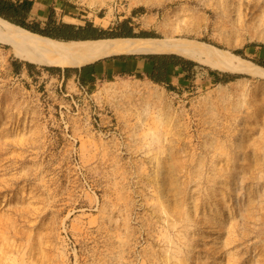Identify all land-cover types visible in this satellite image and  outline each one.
Masks as SVG:
<instances>
[{
  "label": "rangeland",
  "instance_id": "374dc122",
  "mask_svg": "<svg viewBox=\"0 0 264 264\" xmlns=\"http://www.w3.org/2000/svg\"><path fill=\"white\" fill-rule=\"evenodd\" d=\"M59 1L78 23L130 18L259 65L264 0ZM242 1L260 7L253 23ZM212 10L239 26L209 25ZM25 62L0 42V264H264L263 78L197 61L174 89Z\"/></svg>",
  "mask_w": 264,
  "mask_h": 264
},
{
  "label": "bare ground",
  "instance_id": "6f19581e",
  "mask_svg": "<svg viewBox=\"0 0 264 264\" xmlns=\"http://www.w3.org/2000/svg\"><path fill=\"white\" fill-rule=\"evenodd\" d=\"M147 4H161L163 0L147 1ZM191 1V0H189ZM198 1V0H197ZM207 1L208 0H200ZM193 2V0H192ZM196 2V1H195ZM226 5H229L227 0ZM213 4V3H212ZM243 9H246L244 11ZM258 5H249L242 1L238 6L239 18L243 25L257 19ZM213 11V10H212ZM221 21L210 22L219 29L235 30L237 18L224 19L223 12L213 11ZM260 21L264 23V10ZM223 17V18H222ZM211 21V20H210ZM216 22V21H215ZM250 26V25H249ZM179 39V38H178ZM0 42L10 45V51L17 57L31 62L64 67L83 66L102 57L117 53H163L173 52L203 62L213 68L238 71L264 79V68L242 57L201 41L169 42L163 39L149 38H98L59 40L33 32L0 16ZM152 94L151 88L146 87ZM155 95V94H154Z\"/></svg>",
  "mask_w": 264,
  "mask_h": 264
},
{
  "label": "trees",
  "instance_id": "16d2710c",
  "mask_svg": "<svg viewBox=\"0 0 264 264\" xmlns=\"http://www.w3.org/2000/svg\"><path fill=\"white\" fill-rule=\"evenodd\" d=\"M34 0H0V16L33 32L46 35L49 37L71 40V39H98V38H114V37H155V33L151 31L141 30L136 32L130 18L118 21L115 25L103 27L94 24L90 19H83V24H74L63 20V16L59 14L53 6L47 9L39 10L37 14H33ZM253 49L254 54H258V58H253L255 62L264 67V43H252L249 45ZM243 54L242 52H238ZM143 57H155L157 61L154 63V72L148 73L151 80L165 84L176 89L175 85L170 84L165 77L169 72L168 69L176 64H186L191 68L200 65L198 62L185 58L177 53H157L146 54ZM27 67L33 66L31 62H25ZM49 71H61V67L45 66ZM208 69V75L212 83L228 81L223 79L227 73L217 69ZM77 68L66 67L64 71H76ZM189 72V76H190ZM237 75H231L230 79ZM193 77H189V82ZM188 84V83H187ZM185 85V84H181Z\"/></svg>",
  "mask_w": 264,
  "mask_h": 264
},
{
  "label": "crops",
  "instance_id": "0c3cea01",
  "mask_svg": "<svg viewBox=\"0 0 264 264\" xmlns=\"http://www.w3.org/2000/svg\"><path fill=\"white\" fill-rule=\"evenodd\" d=\"M50 6H53L58 12L59 10L64 12L63 14L64 21L74 24H83V22L78 23L75 20V17L68 16L66 11V5L64 4V2L59 0H45V1L34 0L33 14L35 15L39 10L47 9ZM90 20H92L96 25H100L103 27L111 26V25H107V26L102 25L101 23H98L97 20L94 19H90ZM115 24L116 23H112V26ZM135 31H136V26H135ZM114 38H118V37H114ZM132 38H136V37H132ZM163 53H173V52H163ZM146 54H157V53H135V52L126 53L125 52V53L112 54L97 59L91 63H87L83 66L73 67V68H77V70L72 71V73L74 77L77 76L78 78L88 79L89 81H94L95 79H99L108 75H131L138 72H142L148 76V73L151 72L155 73L153 70H154V63L155 61H157V59L155 57L142 56ZM181 56L195 61L194 59L186 57L184 55ZM197 67H202V66L195 65L191 68L190 66H186V64H176L172 68L168 69L169 72L166 74L165 77L167 78V81L170 84L175 85L176 87H178L177 85H181V84H185L184 86H186L187 83H189V77L190 76L195 77L196 75L195 68ZM189 72H191L190 76H189Z\"/></svg>",
  "mask_w": 264,
  "mask_h": 264
},
{
  "label": "water",
  "instance_id": "95a60500",
  "mask_svg": "<svg viewBox=\"0 0 264 264\" xmlns=\"http://www.w3.org/2000/svg\"><path fill=\"white\" fill-rule=\"evenodd\" d=\"M138 38V37H137ZM144 38H148V37H144ZM82 40H86V39H82Z\"/></svg>",
  "mask_w": 264,
  "mask_h": 264
}]
</instances>
